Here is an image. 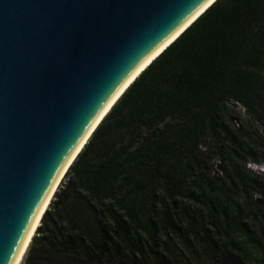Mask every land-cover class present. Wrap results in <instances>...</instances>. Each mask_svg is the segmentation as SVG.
I'll use <instances>...</instances> for the list:
<instances>
[{"label":"trees","instance_id":"obj_1","mask_svg":"<svg viewBox=\"0 0 264 264\" xmlns=\"http://www.w3.org/2000/svg\"><path fill=\"white\" fill-rule=\"evenodd\" d=\"M192 22L92 130L21 264H264V176L246 167L264 139L231 105L264 100V0Z\"/></svg>","mask_w":264,"mask_h":264},{"label":"water","instance_id":"obj_2","mask_svg":"<svg viewBox=\"0 0 264 264\" xmlns=\"http://www.w3.org/2000/svg\"><path fill=\"white\" fill-rule=\"evenodd\" d=\"M205 1L0 0V264H18L66 158Z\"/></svg>","mask_w":264,"mask_h":264},{"label":"bare ground","instance_id":"obj_3","mask_svg":"<svg viewBox=\"0 0 264 264\" xmlns=\"http://www.w3.org/2000/svg\"><path fill=\"white\" fill-rule=\"evenodd\" d=\"M214 0H206L188 19L185 20V22L180 25L175 31H173L142 63L141 65L131 74V76L124 82V84L120 87L119 91L117 92L114 99L110 102V104L106 107V109L101 113V115L97 118L95 123L92 125V127L86 132V134L80 139V141L77 143V145L74 147V149L71 151L69 156L64 161L63 165L61 166L58 174L56 175V178L54 179L50 189L48 190L47 194L45 195L44 199L42 200L40 206L38 207L37 211L35 212L29 226L27 229V233L25 236V240L22 246V250L20 253V257L18 260V264H20L22 256H24L25 249L28 245V242L33 235V232L38 225L39 218L43 211L45 210L49 200L52 197V194L54 190L56 189L57 185L59 184L60 180L62 179L63 174L65 173L66 167H68L69 163L74 159L75 155L78 153L80 148L82 147L84 141L90 135L89 133L93 129L94 125L99 121L103 115H105L106 111L109 110L111 105L115 103V99L119 96V94L132 82V80L167 46L169 45L183 29H185L191 21H193L204 9H206ZM205 11V10H204ZM202 14V13H201ZM193 23V22H192Z\"/></svg>","mask_w":264,"mask_h":264},{"label":"rangeland","instance_id":"obj_4","mask_svg":"<svg viewBox=\"0 0 264 264\" xmlns=\"http://www.w3.org/2000/svg\"><path fill=\"white\" fill-rule=\"evenodd\" d=\"M235 103L236 102L232 101L231 105H233L234 107L233 111L236 113L238 119L241 122L243 121L249 122L252 125V127H254V129H256V131L264 139V100L262 102L261 107L257 108L255 113L250 110L246 111L241 104L238 103L235 104ZM238 121L235 120L236 123H238ZM235 122L233 123V125H237ZM246 167H248L251 170L257 171L264 176V168L261 170V168H259L260 166L253 165L251 163L246 164Z\"/></svg>","mask_w":264,"mask_h":264},{"label":"built area","instance_id":"obj_5","mask_svg":"<svg viewBox=\"0 0 264 264\" xmlns=\"http://www.w3.org/2000/svg\"><path fill=\"white\" fill-rule=\"evenodd\" d=\"M236 104V103H235Z\"/></svg>","mask_w":264,"mask_h":264}]
</instances>
